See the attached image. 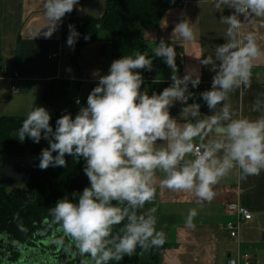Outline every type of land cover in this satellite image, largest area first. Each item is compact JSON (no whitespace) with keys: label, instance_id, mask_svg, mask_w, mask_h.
I'll use <instances>...</instances> for the list:
<instances>
[{"label":"clouds","instance_id":"obj_1","mask_svg":"<svg viewBox=\"0 0 264 264\" xmlns=\"http://www.w3.org/2000/svg\"><path fill=\"white\" fill-rule=\"evenodd\" d=\"M78 3L44 0L46 23L34 37L42 34L50 39ZM221 4L234 9L222 17V23L228 25L227 42L216 47L215 61L211 56L201 61L211 65L210 71L215 73L211 89L200 93L215 114L199 118L201 105L188 103L194 96L189 84L197 88L200 75L177 76L176 51L161 38L153 53L172 69V83L161 92L143 90V72L152 71V59L140 52L124 55L112 61L107 74L93 71L97 83L87 96L86 106L74 117L62 114L53 126L49 110L33 106L15 133L21 143L26 138L37 144L42 139L47 141L39 156L40 170L67 167L66 156L85 161L83 172L89 185L82 192H74L71 199H58L49 215L92 264H118L125 256L136 254L138 248L147 251L164 245L166 234L156 227L157 208L137 211L155 200L157 171L164 173L158 181L160 187L191 193L198 202L212 201L214 187L234 171H239L242 180L264 171V114L255 119L233 118L229 103L231 93L251 86L255 62L264 57L254 34L238 39L242 27L239 17H264V0H218L215 7ZM68 27L67 45L73 47L79 33L74 25ZM173 35L193 41L195 25L180 20ZM177 102L184 105L181 116H190L194 122L181 124L172 116ZM261 103L257 100L253 110L258 111ZM208 129L216 138L202 148L195 147L194 139ZM197 215V209L188 210L187 228H195Z\"/></svg>","mask_w":264,"mask_h":264},{"label":"crops","instance_id":"obj_2","mask_svg":"<svg viewBox=\"0 0 264 264\" xmlns=\"http://www.w3.org/2000/svg\"><path fill=\"white\" fill-rule=\"evenodd\" d=\"M181 1L183 5L169 10L157 29L144 31V38L150 44L163 38L166 44L174 47L177 76L182 78L188 73L200 75L201 83L197 88L189 84V91L194 96L188 103H199V118L208 117L215 113L207 108L200 93L211 89L215 73L210 71L211 65L205 66L201 61L208 56L215 61L216 47L228 39L225 35L228 25L222 23V17L230 15L234 9L224 4L216 8L218 0ZM43 3L44 0H0V118H25L33 106L47 108L52 118L66 113L74 117L80 107L86 106L87 96L97 83L92 76L93 71L98 69L101 74H107L112 61L118 59L106 55L105 47L111 36L102 33L98 41L82 49L78 66H74L70 52L62 42L64 18L50 39L42 34L34 37L46 23ZM106 10V0H79L72 12L81 20H91L102 18ZM239 18L242 27L238 39L244 40L248 33H252L264 50V17L248 14ZM180 20H188L195 25L196 39L184 41L173 35V28ZM54 54L58 57L53 58ZM181 55L184 56L183 63ZM255 63L251 86L241 87L230 94L233 118L255 119L264 114V103L258 111L253 110L257 100L264 102V57ZM13 74L20 77V92L17 94L11 91L9 77ZM171 76L172 69L167 80H160L152 66V71L143 72V90L151 94L152 83L170 86ZM59 80L78 82L80 91L73 100L70 97L50 103L48 89ZM183 106L177 102L171 109L172 116L181 124L194 122L190 116H181ZM215 138L212 130L208 129L193 143L195 147L202 148ZM156 177L155 200L146 204L141 212L146 213L149 208L156 207L157 230L166 234V242L158 251V264H228L230 259H236L240 264H264V171L243 180L239 171H234L214 187L216 195L210 202H198L191 193L164 189L158 183L164 173L157 171ZM231 204L247 208L253 216L250 221H241L238 238H232L227 230L229 223H238L237 216L228 210ZM191 208L198 212L193 229L185 226ZM152 253V249L143 251L140 264H153Z\"/></svg>","mask_w":264,"mask_h":264},{"label":"trees","instance_id":"obj_3","mask_svg":"<svg viewBox=\"0 0 264 264\" xmlns=\"http://www.w3.org/2000/svg\"><path fill=\"white\" fill-rule=\"evenodd\" d=\"M179 2L180 0H175L174 3L172 0H106L107 10L104 16L91 20H81L71 12L64 17L62 42L70 52L72 64L78 66L82 49L98 41L102 33H108L111 39L105 47L106 55L121 58L136 52L146 54L153 60H160L162 69H166L164 72L162 70L161 78L167 73L164 78L167 80L170 68L163 58L153 53L159 42L148 43L144 38V31L157 29L164 15L176 8ZM70 24L74 25L79 33L73 47L67 45ZM168 86L152 83L151 93H159ZM80 87L78 82L59 80L50 85L47 92L48 101L56 103L65 98L74 99ZM24 119L0 118V156L19 158L26 162L32 160L28 189L7 193L5 189L0 188V234L5 233L8 242L23 247L26 264H92L90 257L80 254L71 238L62 232L58 224L53 223L49 215V209L54 207L58 199L65 196L71 199L74 192H82L83 188L89 185L83 172L85 161L81 159L76 162L73 157L66 156L67 167L40 170L39 156L41 150L48 146L47 141L42 139L37 144L26 138L21 143L15 133ZM56 119L52 118L53 126ZM137 211L142 213L141 209ZM115 231L118 233L119 227ZM161 248L162 246L151 248L153 264H158V251ZM143 251L138 248L136 254L132 257L125 256L118 264H140ZM38 253H43L45 262L37 259ZM15 255L22 256L19 252H15ZM18 260L15 264H20ZM110 264L117 262L111 261Z\"/></svg>","mask_w":264,"mask_h":264},{"label":"rangeland","instance_id":"obj_4","mask_svg":"<svg viewBox=\"0 0 264 264\" xmlns=\"http://www.w3.org/2000/svg\"><path fill=\"white\" fill-rule=\"evenodd\" d=\"M153 68H154V71L157 72L159 74V79L161 78V73H162V67H161V64H160V60L156 59V60H153ZM166 71V69L163 70V72ZM167 73H164L163 76L161 79L164 80L165 78V75ZM12 158H9V157H2L0 156V169H3L5 168V166L7 164H9V162L11 161ZM28 165L31 166L32 165V160L31 161H28ZM30 175V171H28V176ZM29 188V177H24V178H16L14 180H12L10 183L6 184L5 186V190L7 193H11L15 190H18V189H28ZM0 243L2 244L3 243V249L4 250V254H3V259H2V262L1 264H15V262L18 260V263L20 264H26V253L22 252L23 250V247L22 246H19L18 244H12L10 242H8V237L5 233L3 234H0ZM17 249H19L17 251ZM15 252H19L21 253L22 256H17L15 255ZM14 254V256H12ZM38 258L37 259H40L42 260V263L43 261L45 262V259L46 257L43 255V253L39 254L38 253ZM145 257V256H144ZM30 264V262L28 263ZM36 264V263H34ZM45 264H49L48 263H45Z\"/></svg>","mask_w":264,"mask_h":264},{"label":"built area","instance_id":"obj_5","mask_svg":"<svg viewBox=\"0 0 264 264\" xmlns=\"http://www.w3.org/2000/svg\"><path fill=\"white\" fill-rule=\"evenodd\" d=\"M183 1L179 2L178 6L183 5ZM58 57V54H54L53 58ZM181 61L183 63L184 56H180ZM9 80L12 82L11 91L15 94L20 92L18 82L20 80V77L18 74H13L11 77H9ZM199 147V146H197ZM201 148V147H199ZM228 210L230 213H233L238 218V223H229L227 225V230L230 232V235L232 238H238L240 233V223L241 221H250L252 220V213L245 207L239 205V204H231L228 206ZM228 264H240L238 260L236 259H230Z\"/></svg>","mask_w":264,"mask_h":264},{"label":"water","instance_id":"obj_6","mask_svg":"<svg viewBox=\"0 0 264 264\" xmlns=\"http://www.w3.org/2000/svg\"><path fill=\"white\" fill-rule=\"evenodd\" d=\"M30 170L31 166L28 165V162L19 158H12L5 168L0 169V188L5 189L6 184L16 178L29 177L28 171Z\"/></svg>","mask_w":264,"mask_h":264},{"label":"flooded vegetation","instance_id":"obj_7","mask_svg":"<svg viewBox=\"0 0 264 264\" xmlns=\"http://www.w3.org/2000/svg\"><path fill=\"white\" fill-rule=\"evenodd\" d=\"M0 241H1V239H0ZM4 250H5V249H3V243H2V244L0 243V264H1L2 259H3V257H4V256H3V254H4V253H3Z\"/></svg>","mask_w":264,"mask_h":264}]
</instances>
